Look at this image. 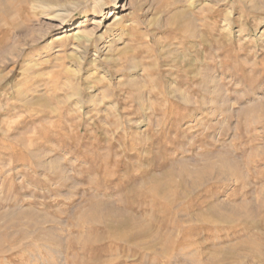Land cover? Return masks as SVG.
<instances>
[{
  "label": "rangeland",
  "instance_id": "rangeland-1",
  "mask_svg": "<svg viewBox=\"0 0 264 264\" xmlns=\"http://www.w3.org/2000/svg\"><path fill=\"white\" fill-rule=\"evenodd\" d=\"M0 264H264V0H0Z\"/></svg>",
  "mask_w": 264,
  "mask_h": 264
},
{
  "label": "bare ground",
  "instance_id": "bare-ground-1",
  "mask_svg": "<svg viewBox=\"0 0 264 264\" xmlns=\"http://www.w3.org/2000/svg\"><path fill=\"white\" fill-rule=\"evenodd\" d=\"M58 40H60V39H58ZM115 215V214H114ZM126 221V220H125ZM127 222V221H126ZM124 224V223H123ZM144 234V233H143Z\"/></svg>",
  "mask_w": 264,
  "mask_h": 264
}]
</instances>
